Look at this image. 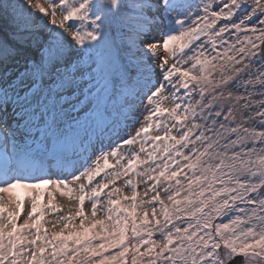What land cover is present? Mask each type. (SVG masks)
Returning <instances> with one entry per match:
<instances>
[{"label":"snow or ice","instance_id":"6c2138e0","mask_svg":"<svg viewBox=\"0 0 264 264\" xmlns=\"http://www.w3.org/2000/svg\"><path fill=\"white\" fill-rule=\"evenodd\" d=\"M0 264H264V0H0Z\"/></svg>","mask_w":264,"mask_h":264},{"label":"rangeland","instance_id":"374dc122","mask_svg":"<svg viewBox=\"0 0 264 264\" xmlns=\"http://www.w3.org/2000/svg\"><path fill=\"white\" fill-rule=\"evenodd\" d=\"M197 0H193V2L195 3ZM171 61V58H170ZM111 163L115 164V161H110ZM142 185H140L139 189H141ZM22 194L25 195V200L24 203L22 204V209H21V216H26L27 212L30 211V198H27V194L25 193V191L21 192ZM46 194V195H45ZM44 195L40 196V200L42 203H47L49 200V196L47 193H45ZM46 197V198H45ZM52 204L57 205V211L59 212L60 216H65L66 214L69 213L70 209H74V205L76 206V209H74V213L77 210L78 207V201H76L75 199H70L69 196L64 195L62 193L61 190H57L55 193V198L52 199ZM84 208L86 210L90 209V204L88 201H85V205ZM44 212L46 213V221L50 222L53 219L55 220H59V216L54 215L52 212H50L48 209H44Z\"/></svg>","mask_w":264,"mask_h":264},{"label":"trees","instance_id":"16d2710c","mask_svg":"<svg viewBox=\"0 0 264 264\" xmlns=\"http://www.w3.org/2000/svg\"><path fill=\"white\" fill-rule=\"evenodd\" d=\"M197 2V1H196ZM119 183V182H118ZM140 191H141V193L143 192V185H142V187H141V189H139ZM22 191H24L23 189H18L17 190V193L19 194V195H21V196H23V194L21 193ZM124 191L126 192V194H128V195H131V192L127 189V188H125L124 189ZM163 195V194H162ZM87 201V200H86ZM78 204V203H77ZM13 209L15 210V207L13 206ZM74 209H76V206L74 205ZM74 209H70V211L74 214ZM85 211L86 212H89L90 213V211H91V209H89V210H86L85 209ZM45 213V212H44ZM66 215H68V214H66ZM65 215V216H66ZM26 218V216H20V219L18 220V223H23V220ZM45 221H46V213H45V215H44V217H43V219H42V221H41V224L43 225V227H46L47 229H48V231L49 232H52V231H60V229H61V227H62V224L61 223H57V221L58 220H55V219H53L52 221H50V222H47V223H45ZM74 223H76V224H78L79 223V221L78 220H76ZM53 225H55V227H53ZM42 232H43V228H42ZM157 238H159L158 236H157Z\"/></svg>","mask_w":264,"mask_h":264}]
</instances>
